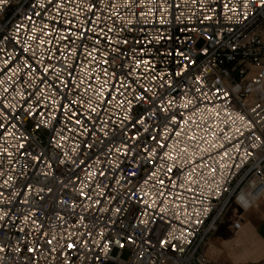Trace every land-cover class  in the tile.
Returning a JSON list of instances; mask_svg holds the SVG:
<instances>
[{"label": "built area", "instance_id": "1", "mask_svg": "<svg viewBox=\"0 0 264 264\" xmlns=\"http://www.w3.org/2000/svg\"><path fill=\"white\" fill-rule=\"evenodd\" d=\"M244 2L0 6V264H220L207 240L264 205V8Z\"/></svg>", "mask_w": 264, "mask_h": 264}, {"label": "crops", "instance_id": "2", "mask_svg": "<svg viewBox=\"0 0 264 264\" xmlns=\"http://www.w3.org/2000/svg\"><path fill=\"white\" fill-rule=\"evenodd\" d=\"M235 211L232 209L228 213L224 223L219 227L216 234L211 236L203 248L204 255L211 261L220 263L221 258L224 255L226 248L234 249V243L229 240L221 238L222 229L229 223L234 216ZM242 225L239 231L240 234V252L231 253L232 257L242 264H254L264 260V205H259L256 209H253L242 216ZM227 230H231V225H228ZM235 251V250H233ZM212 252H215L212 254Z\"/></svg>", "mask_w": 264, "mask_h": 264}, {"label": "snow or ice", "instance_id": "3", "mask_svg": "<svg viewBox=\"0 0 264 264\" xmlns=\"http://www.w3.org/2000/svg\"><path fill=\"white\" fill-rule=\"evenodd\" d=\"M257 3L258 2V5L261 7V8H264V0H245V2H244V4H243V8L244 9H247L248 7H249V3ZM8 3V0H0V6H3V5H5V4H7ZM41 7H43V5H41ZM225 7H227V5H225ZM161 8H162V10L163 11H166V9H164L163 8V5H161ZM233 11H235L236 9L235 8H233L232 9ZM37 15H39V13H37ZM142 15H143V13H142ZM244 16H245V18H247V12H245L244 13ZM206 20H209V19H211L212 17L211 16H205L204 17ZM29 19H31V17H29ZM160 22L161 23H164V20H163V17L161 16V20H160ZM18 28H19V26H18ZM160 39V37H157V40H159ZM97 42H99V41H97ZM125 43H127V41H125ZM177 55H180V56H183L184 54L182 53V52H178L177 53ZM186 60L187 59H189L188 57H184ZM5 63H7V61H5ZM138 64H139V61L137 62ZM145 63H147V62H145ZM45 71H47V69L45 70ZM180 73L178 72L177 73V75H179ZM138 99H143V97L142 96H139L138 97ZM240 119H243V117L241 116L240 117ZM77 123H79V121H77ZM139 123H143V121L141 120V121H139ZM257 139H259V137H257ZM254 147H255V145H254ZM225 155H226V153H225ZM169 171H171V169H169ZM135 173H132V175H134ZM160 183H163V181H161ZM116 211L118 212V211H120V209H116ZM205 211H207V209H205ZM3 217L2 216H0V219H2ZM144 223H147V221H144ZM196 223H200V221L198 220V221H196ZM101 235H103V233H101ZM189 235H191V233H189ZM129 241L130 242H132L131 241V237H129ZM50 243V242H49ZM118 244H119V247L120 248H123L124 247V244L123 243H119V242H117ZM169 244V241L168 240H161L160 241V246L161 247H165V246H167ZM68 247L69 248H72V247H74V245H68ZM172 248H173V250H175V248H176V245H172ZM0 250H2V249H0ZM109 250V244L108 243H105L104 244V246H103V249H102V251H104L105 253L107 252ZM30 251H31V249H30ZM80 259H82V260H84V264H87V257H80ZM95 261H100V256L99 255H97V256H95ZM65 264H70V262H68V261H66L65 262Z\"/></svg>", "mask_w": 264, "mask_h": 264}, {"label": "rangeland", "instance_id": "4", "mask_svg": "<svg viewBox=\"0 0 264 264\" xmlns=\"http://www.w3.org/2000/svg\"><path fill=\"white\" fill-rule=\"evenodd\" d=\"M232 209H235V207H233ZM232 209L230 210V212L232 211ZM226 226L223 227L222 229V233H221V238H223L224 240H229V242L234 243V249H229L226 248V251L224 253V255L221 258V262L222 264H242L241 262H239L238 260L234 259L231 255V253L233 252H240V237H242L240 234L242 233V231L237 232L236 234H233V232H231V230H227L226 228L228 227V225H231L230 222L225 224ZM235 250V251H233ZM215 252H212V254ZM129 257V253L128 252H124L123 254V259L127 260ZM211 260V258H210Z\"/></svg>", "mask_w": 264, "mask_h": 264}]
</instances>
